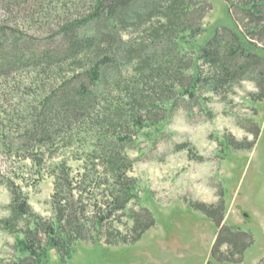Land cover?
Instances as JSON below:
<instances>
[{"label":"trees","instance_id":"obj_1","mask_svg":"<svg viewBox=\"0 0 264 264\" xmlns=\"http://www.w3.org/2000/svg\"><path fill=\"white\" fill-rule=\"evenodd\" d=\"M12 1L39 7L44 29L35 36L0 22V148L42 165L46 152L76 147L83 165L51 172V219L0 179L11 195L0 229L14 239L13 257L0 264H49L51 251L66 264L79 244L138 242L156 220L130 173L173 138L167 128L179 110L190 116L197 106L212 117L208 103L227 101L245 82L258 88L252 101H264V0H224L233 25L202 44L207 0ZM259 131L249 144L224 139L222 151L251 150ZM191 206L218 229L208 264H243L253 236L224 223V200Z\"/></svg>","mask_w":264,"mask_h":264},{"label":"rangeland","instance_id":"obj_2","mask_svg":"<svg viewBox=\"0 0 264 264\" xmlns=\"http://www.w3.org/2000/svg\"><path fill=\"white\" fill-rule=\"evenodd\" d=\"M211 10L203 21L205 32L197 39L202 44L219 26H232L234 10L229 12L224 0H207ZM235 2L236 0H230ZM46 16V15H45ZM42 14L33 2L0 0V22L19 26L39 36ZM254 83L245 82L236 93L222 102L208 103L212 117L193 107L189 116L185 108L168 126L173 138L149 151L136 162L130 176L140 181L142 204L154 215L156 225L138 242L130 245L79 244L66 264H208L218 229L215 223L191 204L217 206L225 204L224 223L253 236L243 264L264 261V101L253 102ZM260 129L251 150L226 149L222 141H254L252 131ZM188 143V151L174 152L177 144ZM76 147H62L46 152L42 165L0 148V179L20 186L33 209L51 219L54 178L51 172L65 163L77 173L82 162L76 160ZM191 155L196 158L192 159ZM132 158L138 154L132 152ZM204 160L201 161L199 158ZM223 193V199H222ZM8 189L0 185V219L8 216L4 207L10 203ZM136 211L140 208L132 206ZM223 223V224H224ZM14 239L0 229V258L14 255ZM49 264L62 263L56 252L49 253Z\"/></svg>","mask_w":264,"mask_h":264}]
</instances>
